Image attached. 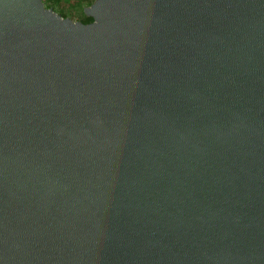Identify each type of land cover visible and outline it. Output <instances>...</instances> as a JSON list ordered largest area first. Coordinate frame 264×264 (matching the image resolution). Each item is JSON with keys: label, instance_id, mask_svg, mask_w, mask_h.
Instances as JSON below:
<instances>
[{"label": "water", "instance_id": "obj_1", "mask_svg": "<svg viewBox=\"0 0 264 264\" xmlns=\"http://www.w3.org/2000/svg\"><path fill=\"white\" fill-rule=\"evenodd\" d=\"M0 0V264H264V0Z\"/></svg>", "mask_w": 264, "mask_h": 264}, {"label": "rangeland", "instance_id": "obj_2", "mask_svg": "<svg viewBox=\"0 0 264 264\" xmlns=\"http://www.w3.org/2000/svg\"><path fill=\"white\" fill-rule=\"evenodd\" d=\"M48 8H53L57 13L73 21L85 19L84 8L89 7L92 0H43Z\"/></svg>", "mask_w": 264, "mask_h": 264}, {"label": "trees", "instance_id": "obj_3", "mask_svg": "<svg viewBox=\"0 0 264 264\" xmlns=\"http://www.w3.org/2000/svg\"><path fill=\"white\" fill-rule=\"evenodd\" d=\"M94 1H95V0L90 1V2L88 3V5H91ZM45 5H46V7H49L47 4H45ZM84 15H85V19L82 20L83 23H91V22L93 21V18L88 17L85 13H84Z\"/></svg>", "mask_w": 264, "mask_h": 264}]
</instances>
